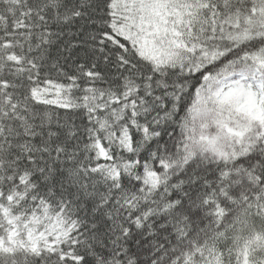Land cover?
<instances>
[{
  "label": "snow or ice",
  "instance_id": "6c2138e0",
  "mask_svg": "<svg viewBox=\"0 0 264 264\" xmlns=\"http://www.w3.org/2000/svg\"><path fill=\"white\" fill-rule=\"evenodd\" d=\"M0 264H264V0H0Z\"/></svg>",
  "mask_w": 264,
  "mask_h": 264
}]
</instances>
